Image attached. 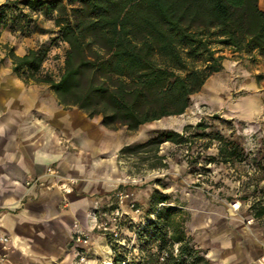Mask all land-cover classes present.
Listing matches in <instances>:
<instances>
[{
	"label": "trees",
	"instance_id": "16d2710c",
	"mask_svg": "<svg viewBox=\"0 0 264 264\" xmlns=\"http://www.w3.org/2000/svg\"><path fill=\"white\" fill-rule=\"evenodd\" d=\"M35 11L55 13L59 37L67 44L64 67L58 78L43 73L49 47L31 48L19 55L10 49L12 70L25 84H45L65 108L77 107L89 118L101 116L110 129L138 130L164 117L184 114L192 96L223 69L224 56L216 46L264 58V10L260 0H24ZM1 18V11H0ZM191 125L186 127L190 128ZM197 128H205L197 124ZM219 157L231 163L242 153L236 141L217 134ZM184 134L161 131L147 141L127 145L121 155L146 154L151 167L166 166L160 154L165 142L183 144ZM214 160V158H213ZM167 200L160 195L157 202ZM176 209L159 211L155 223L161 248L181 242L178 259L184 264L193 254ZM264 215V207L255 214Z\"/></svg>",
	"mask_w": 264,
	"mask_h": 264
},
{
	"label": "crops",
	"instance_id": "0c3cea01",
	"mask_svg": "<svg viewBox=\"0 0 264 264\" xmlns=\"http://www.w3.org/2000/svg\"><path fill=\"white\" fill-rule=\"evenodd\" d=\"M260 6L264 10V0ZM220 49L223 69L213 74L192 100L259 131L260 140L264 92L257 78L264 68L250 59L263 65L264 58L258 52ZM8 60L12 64L9 56ZM26 85L4 68L0 59V205L8 207L0 211V235L10 236L13 254H23L28 264H74V258L80 256L82 264H93L100 259L99 252L108 251L107 239L97 226L121 184L116 157L123 143L118 139L115 144L116 133L104 127L99 117L68 113L58 101L52 103L50 95L24 89ZM197 109L200 112L189 116V124L202 117V108ZM64 137L76 151L67 150ZM251 139L247 141L252 143ZM50 166L79 179L72 193L65 194L57 187H27L28 179L45 174ZM177 203L192 210L190 233L198 232V241L208 249L212 264H258L264 255L262 224L254 218H249V225L237 224L222 212L212 215L210 207L202 214L195 213L193 203L189 209V198L186 204Z\"/></svg>",
	"mask_w": 264,
	"mask_h": 264
},
{
	"label": "rangeland",
	"instance_id": "374dc122",
	"mask_svg": "<svg viewBox=\"0 0 264 264\" xmlns=\"http://www.w3.org/2000/svg\"><path fill=\"white\" fill-rule=\"evenodd\" d=\"M0 11V36L5 32L0 42V57L5 55L0 58L4 68H9V72L16 74L8 60L10 49L23 55L31 48L44 45L49 47V54L43 73H51L58 78L64 67L67 44L59 37V28L54 21L56 14H46L45 8L33 11L26 6L24 0H0ZM250 60L254 65L264 68V64L258 63L257 59ZM257 80L264 92V73L258 74ZM24 89L38 90L50 95L52 103L57 101L48 85L27 84ZM234 98H239V95L234 94ZM198 106L204 113L197 122L189 124V116L200 112ZM210 108L212 106L197 104L193 99L188 114L164 117L135 131L126 126L108 128L117 135L115 144L118 139L123 143L116 157L120 170L118 180L121 184L111 200L110 208L104 211L103 219L97 226V231L106 237L109 244L107 254L99 252L100 259L93 264H106L111 257L115 264H122L124 261L127 264H170L178 259L182 243H173L170 239L175 229L169 228V242L163 248L155 236V223L163 221L159 218V211L169 207L177 210L172 219L179 223L180 231L185 234L183 243H187L193 251L191 256H186L184 264H212L208 259V249L198 241V232L190 233L188 222L192 203L195 213L202 214L204 208L210 207L212 215L222 212L228 221L249 225V218H254L264 226V215H255L264 207V130L260 131V140H257L259 131L251 130L246 124H237L222 111ZM66 110L68 113L76 111L86 114L77 107ZM95 117L102 120L101 116ZM197 124H202L205 128H197ZM188 125L191 127L186 129ZM167 130L178 131L188 137L189 141L183 144L169 142L161 146V153L166 156L163 162L166 166L151 167L155 160L147 159L146 154L121 155L125 146L145 142ZM217 134L232 141H240L242 153L231 163L224 164L220 161V141L214 138ZM248 137L253 138L252 143L247 141ZM62 143H66L68 151L77 150L76 147L69 146L71 141L67 137L63 138ZM119 193L128 196L124 203H120ZM160 195H165L167 200L157 202ZM187 197L190 203H187ZM178 201L187 203L190 211L180 206ZM234 201L242 203L237 212L232 209ZM121 204L123 215L116 223L113 211ZM7 208L0 205V211ZM103 221L109 222L108 228L101 225ZM116 224L117 236L113 232ZM82 262L81 256L74 258V264ZM0 264H28L23 254H13L12 241L7 234L0 235Z\"/></svg>",
	"mask_w": 264,
	"mask_h": 264
},
{
	"label": "built area",
	"instance_id": "2783aa9c",
	"mask_svg": "<svg viewBox=\"0 0 264 264\" xmlns=\"http://www.w3.org/2000/svg\"><path fill=\"white\" fill-rule=\"evenodd\" d=\"M78 182H79V179L77 177L64 176L57 170V168H55L54 166H50L47 168L45 174L28 179L26 181V185L29 188H32L34 186H43V187H49V188L57 187L61 189L65 194H68L74 191L75 186L78 184ZM118 196L120 198V203H124L126 200V197H128L127 195L123 193H119ZM231 205H232V209L235 212L239 211L242 207V203L240 201H234ZM122 207L123 206L121 204V206L117 207L113 211V220L116 221V223L118 219H120L123 215ZM136 211L139 212V209H137ZM251 222L252 220L248 221V223H251ZM101 225H103L105 228H108L107 226L109 225V222L103 221L101 222ZM117 228L118 226L116 224L113 230L115 236L118 235V232L116 231ZM109 262L110 264H115L113 257L110 258ZM122 264H127V263L124 261ZM258 264H264V255L260 257V259L258 260Z\"/></svg>",
	"mask_w": 264,
	"mask_h": 264
},
{
	"label": "bare ground",
	"instance_id": "6f19581e",
	"mask_svg": "<svg viewBox=\"0 0 264 264\" xmlns=\"http://www.w3.org/2000/svg\"><path fill=\"white\" fill-rule=\"evenodd\" d=\"M107 264H110V262H109V261H107Z\"/></svg>",
	"mask_w": 264,
	"mask_h": 264
}]
</instances>
